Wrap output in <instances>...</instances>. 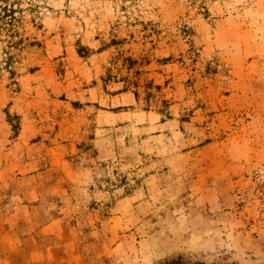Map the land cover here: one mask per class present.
Masks as SVG:
<instances>
[{
  "label": "rangeland",
  "instance_id": "374dc122",
  "mask_svg": "<svg viewBox=\"0 0 264 264\" xmlns=\"http://www.w3.org/2000/svg\"><path fill=\"white\" fill-rule=\"evenodd\" d=\"M0 17V264H264V0Z\"/></svg>",
  "mask_w": 264,
  "mask_h": 264
},
{
  "label": "trees",
  "instance_id": "16d2710c",
  "mask_svg": "<svg viewBox=\"0 0 264 264\" xmlns=\"http://www.w3.org/2000/svg\"><path fill=\"white\" fill-rule=\"evenodd\" d=\"M8 1L9 0H0V4L3 3L6 6ZM3 18L4 17H0V28H2L1 23H2V25H6V24H10V22L12 21V19H10L9 22H7L6 20L3 22Z\"/></svg>",
  "mask_w": 264,
  "mask_h": 264
}]
</instances>
